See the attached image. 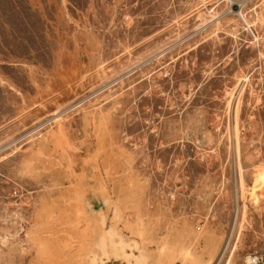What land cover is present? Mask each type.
Masks as SVG:
<instances>
[{
  "label": "rangeland",
  "instance_id": "1",
  "mask_svg": "<svg viewBox=\"0 0 264 264\" xmlns=\"http://www.w3.org/2000/svg\"><path fill=\"white\" fill-rule=\"evenodd\" d=\"M207 4L0 0V264L264 253V24Z\"/></svg>",
  "mask_w": 264,
  "mask_h": 264
},
{
  "label": "bare ground",
  "instance_id": "2",
  "mask_svg": "<svg viewBox=\"0 0 264 264\" xmlns=\"http://www.w3.org/2000/svg\"><path fill=\"white\" fill-rule=\"evenodd\" d=\"M263 2H264V0L262 1H260V4L262 3L263 4ZM262 5H255V8H254V12H255V18L254 19H250V18H248L249 16H248V14H246V13H244V12H242V15H240V14H236V13H229V12H224V9H226V7H227V3H221V6L219 7V8H217V9H211L208 13H206V15H204L203 17H202V21L204 22H206V21H208L209 20V22L208 23H210V21L212 22V21H215L216 22V24L217 23H222V22H224V23H226V25L229 27V28H231V29H233V30H235V28L237 27V24H238V22H237V19H236V16H238V18L241 20H243V22H244V25H246V27L248 28V30H250L251 31V33H252V27L256 24H259V23H263L264 24V9L261 7ZM234 16V17H233ZM235 18V19H234ZM199 24H201V23H199ZM210 25V24H209ZM202 28V27H201ZM217 28H219V27H217ZM195 33V32H194ZM160 54V53H159ZM237 125V124H236ZM237 128V127H236ZM236 131V130H235ZM237 132V131H236ZM234 135H235V133H234ZM235 138H236V135H235ZM237 143H238V140L236 141ZM238 145V144H237ZM241 169V168H240ZM240 169H238V170H240ZM241 172V171H240ZM239 172V173H240ZM239 173H237V174H239ZM238 176H241V175H238ZM243 177V176H242ZM241 179V178H240ZM239 179V180H240ZM241 183H242V181H241ZM240 183V184H241ZM245 183V182H244ZM240 187H242V185H240ZM245 187V186H244ZM243 187V188H244ZM242 190V189H241ZM243 192V191H242ZM245 209V208H244ZM243 217V216H242ZM255 264V263H254Z\"/></svg>",
  "mask_w": 264,
  "mask_h": 264
},
{
  "label": "built area",
  "instance_id": "3",
  "mask_svg": "<svg viewBox=\"0 0 264 264\" xmlns=\"http://www.w3.org/2000/svg\"><path fill=\"white\" fill-rule=\"evenodd\" d=\"M210 1V5H209ZM256 0H204L205 3H208L207 5L209 7V11L211 9H217L221 6V3H227L226 9H224V12L229 13H236L242 15V12L248 14L251 11V8H249ZM261 1V0H260ZM263 1V0H262ZM261 7L264 9V2ZM254 9V8H252ZM253 262L255 264H264V253L257 254L252 258Z\"/></svg>",
  "mask_w": 264,
  "mask_h": 264
}]
</instances>
